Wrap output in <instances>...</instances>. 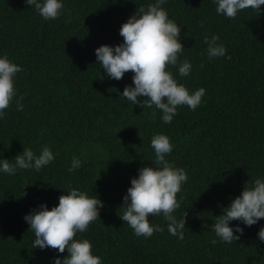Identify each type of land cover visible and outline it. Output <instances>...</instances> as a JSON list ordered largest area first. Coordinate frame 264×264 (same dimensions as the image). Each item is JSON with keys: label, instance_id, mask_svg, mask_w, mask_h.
I'll return each mask as SVG.
<instances>
[{"label": "trees", "instance_id": "obj_1", "mask_svg": "<svg viewBox=\"0 0 264 264\" xmlns=\"http://www.w3.org/2000/svg\"><path fill=\"white\" fill-rule=\"evenodd\" d=\"M155 2L61 0L60 17L46 21L25 0H0V58L23 68L0 119V160L12 161L24 148L38 156L44 146L55 157L39 171H0V264H54L68 255L34 249L24 217L41 204L58 206L70 189L104 204L99 219L76 236L91 242L102 264H264L258 238L264 219L251 227L232 221L243 235L234 233L240 239L231 243L213 230L222 208L247 183L264 179V6L260 14L246 9L229 19L217 14L213 0H165L162 7L181 28L179 62L192 65L186 77L179 66L168 70L190 93L206 90L194 111L178 106L165 124L154 106L143 109L122 96L126 86L134 87L133 73L110 79L95 55L101 46L122 44V24ZM211 35L220 37L226 53L209 60L204 37ZM157 134L169 137L173 150L166 159L188 177L174 213L180 219L188 212L182 240L168 232L162 214L149 217L164 229L150 238L136 236L120 218L131 180L141 168L157 167L151 147ZM73 157L81 166L69 172Z\"/></svg>", "mask_w": 264, "mask_h": 264}, {"label": "clouds", "instance_id": "obj_2", "mask_svg": "<svg viewBox=\"0 0 264 264\" xmlns=\"http://www.w3.org/2000/svg\"><path fill=\"white\" fill-rule=\"evenodd\" d=\"M213 2L218 5L217 14L229 19H235L238 12L246 9L260 14L264 6V0ZM25 3L33 6L46 21L58 19L64 9L61 0H25ZM164 3L165 0H156L147 9L139 8L120 28L123 43L115 47L101 46L95 50V55L110 79L119 81L126 73H133L134 87L124 88V98L143 109L154 106L162 113V121L171 124L178 114V106L186 105L194 111L201 104L206 90L200 88L190 93L184 85L177 83L168 70L169 66H179L180 76L186 77L192 65L188 60L179 62L185 49L180 42L181 28L169 19L162 7ZM219 39L218 35L204 37L209 60L223 57L226 53L224 45L218 43ZM22 71L23 68L11 62L6 55L0 58V119L4 118L6 110L12 105L16 96L14 77ZM16 107L18 111H23L19 100ZM151 147L155 152L154 164L157 167H143L139 170L138 178L131 180V187L123 197L124 211L120 218L133 229L136 236L150 238L164 229L151 224L149 217L162 214L167 221L168 232L182 240L188 212L185 211L180 219L174 213L181 206L177 195L188 177L184 169L175 167L166 159L173 150L169 137L163 134L153 136ZM54 159L48 146H44L38 156L30 148H24L22 154L12 160L14 163L7 159L0 160V171L8 175L16 174L17 169L39 171ZM80 166L81 161L73 157L68 171L72 172ZM103 207L104 204L96 196L90 198L86 192L77 189H70L66 195H61L58 206L51 210L46 204H41L39 209L24 217L35 235L32 247L58 250L60 254L67 251L68 255L62 260L55 258L54 264H102L101 258L93 255L91 242L78 240L76 236L87 231L90 224L99 219ZM222 213L215 217V235L221 242L238 241L240 236L234 233L243 235V228L230 227L232 221H240L251 227L264 219V179H256L251 186L247 183L241 195L229 207L222 208ZM258 238L264 242V228L260 229ZM211 243L215 245L217 240L213 239Z\"/></svg>", "mask_w": 264, "mask_h": 264}]
</instances>
